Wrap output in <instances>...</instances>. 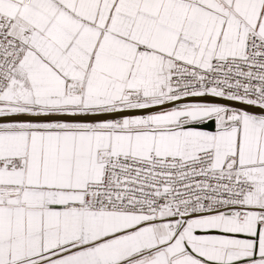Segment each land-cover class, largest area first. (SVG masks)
I'll return each instance as SVG.
<instances>
[{"label": "snow or ice", "instance_id": "obj_1", "mask_svg": "<svg viewBox=\"0 0 264 264\" xmlns=\"http://www.w3.org/2000/svg\"><path fill=\"white\" fill-rule=\"evenodd\" d=\"M0 264H264V0H0Z\"/></svg>", "mask_w": 264, "mask_h": 264}]
</instances>
